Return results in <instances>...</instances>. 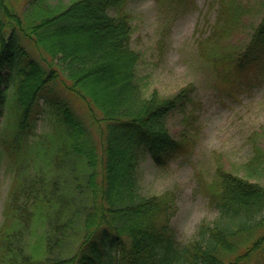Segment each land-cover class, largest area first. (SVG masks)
Returning a JSON list of instances; mask_svg holds the SVG:
<instances>
[{
    "label": "trees",
    "instance_id": "16d2710c",
    "mask_svg": "<svg viewBox=\"0 0 264 264\" xmlns=\"http://www.w3.org/2000/svg\"><path fill=\"white\" fill-rule=\"evenodd\" d=\"M126 4L76 0L25 27L0 0V120L10 86L16 104L5 149L21 152L45 114L59 136L56 157L79 158L88 170L78 188L83 207L69 214L72 208L55 202H61L56 179L29 178L17 166L0 229V264H246L264 251V149L254 138L264 131L251 137L248 179L216 171L208 187L216 215L200 223L190 242L176 243L164 199L133 201L143 157L167 165L201 110L192 86L172 97L146 94ZM220 9L228 26L216 35L224 37L241 10L237 0H221ZM79 35L84 41L74 42ZM230 53L225 58L236 69L264 60V9L247 42ZM76 233L77 249L65 257L64 245Z\"/></svg>",
    "mask_w": 264,
    "mask_h": 264
},
{
    "label": "rangeland",
    "instance_id": "374dc122",
    "mask_svg": "<svg viewBox=\"0 0 264 264\" xmlns=\"http://www.w3.org/2000/svg\"><path fill=\"white\" fill-rule=\"evenodd\" d=\"M32 1L4 0L25 27L62 11L76 0H36L33 5ZM126 1L133 30L131 45L141 54L138 77L146 94L156 90L161 96L172 97L192 86L195 107L201 110L190 135L167 165L156 166L146 154L136 172L133 201L164 199L175 241L184 245L196 237L201 222L211 223L216 215L208 200V187L216 171L228 170L248 179L244 168L252 156L253 139L264 149L262 136L251 139L264 131V60L258 66L236 69L225 58L232 49L247 42L249 32L261 19L264 0H237L241 14L223 38L216 35L217 29L228 26L224 25L226 15L220 9L221 0ZM83 39L84 35H79L74 42ZM72 104L83 113L76 102ZM15 108L10 86L0 120V229L17 166L26 177L56 179L60 185H54L55 191L61 195V202H55L73 209L68 208V213L83 207L78 188L88 173L79 158L69 154L56 157L59 136L45 114L38 119L33 136L21 152L9 154L4 142L9 140ZM176 130L173 121L171 132ZM94 139L101 144L99 134H94ZM32 231L37 234L39 228ZM69 238L72 239L64 245L65 257L76 251L78 233ZM260 260H264V251L253 255L246 264Z\"/></svg>",
    "mask_w": 264,
    "mask_h": 264
}]
</instances>
